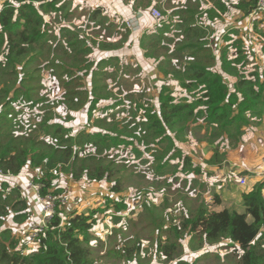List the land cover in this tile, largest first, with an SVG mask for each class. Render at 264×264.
Listing matches in <instances>:
<instances>
[{"label":"trees","instance_id":"trees-1","mask_svg":"<svg viewBox=\"0 0 264 264\" xmlns=\"http://www.w3.org/2000/svg\"><path fill=\"white\" fill-rule=\"evenodd\" d=\"M190 1L186 0L183 9L176 11L179 13V32L174 38L165 37V28L162 29L163 35L157 36L156 27L153 36L144 34L141 38L146 56H151V48L162 44L164 53L153 58L154 63L168 76V80L185 90V95L175 98L169 86L162 85L156 97V107L151 105L147 93L139 94L138 98L126 95L129 99L125 100L126 104H130V108L126 109L130 120L123 119V128L117 127L116 122L115 127L111 126L107 113L103 119H96L92 124V128L96 130L86 133L81 130L74 135L71 128L56 121L53 112L55 104L59 106L62 103L66 109L73 110L88 104L87 113L91 115L101 100L111 99L107 84L101 82L109 71L106 66L121 73V69L129 64L120 63L118 58H108L99 61L91 69L93 62L88 55L92 48L86 46L89 40L86 42L81 39V34L71 36L68 39L70 52L64 51V55L50 61L57 76H62L63 79V90L59 94L64 97L63 102L62 99L50 100L44 94L33 99L32 92L44 89L41 85L29 84L42 79L40 70L44 65L32 66L44 54L47 46L42 33V16L48 10H63L65 2L3 0L0 8V48L4 45L5 53L0 61V173L17 175L24 166L29 165L32 170H38V175L32 181L41 185L40 196L47 193L61 195L63 190L56 187L54 182L60 174L70 175L74 179L85 177L90 181L107 179L104 181L112 183L113 178H109V172H105L101 165L100 153L107 155L112 149H119L124 145L129 147L137 141L146 149L150 146L154 152L151 160L153 176H161L172 163H176L174 165L179 168V174L186 173L185 179L188 176H199L202 170V174L208 176L209 172L203 167H195L192 158L180 146L184 139H190L194 128L203 129L206 135L204 138L213 144V152L205 163L221 168L227 157V150L238 145L250 120L264 117V72L251 74V78H247L236 66L241 61V56L237 59L236 56L229 58L228 54L222 53L215 59L205 30L196 21V8H186ZM256 3L257 0L244 2L246 16L253 12ZM93 12L99 15L100 9ZM162 15L165 13L162 12ZM105 20L106 17L103 16L102 21L97 23L104 26ZM128 35V31L124 30L121 41H125ZM149 36L151 42L148 46L144 45ZM92 43L94 47L101 49L116 48L104 41L98 43L93 40ZM169 43H173L172 49ZM205 50H210L208 56L202 54ZM51 52L48 50V54ZM239 53L240 50L236 55ZM213 61L217 63L215 68L212 66ZM86 74L90 76L89 85L81 81ZM27 103H31L30 108L38 105V112L31 119L34 126L23 124L26 112L22 106ZM120 103L121 100L115 98V101L103 106V111L117 107ZM139 110L142 113L137 120ZM110 114L115 117L114 110ZM134 126H138L136 131L132 129ZM210 136L221 140L216 144L215 140L208 138ZM225 142H228L229 147L224 146L221 150L220 143ZM176 159L180 162L174 161ZM260 184L241 193L243 211L225 207L217 210L203 207L188 209L181 222L162 228V233L156 230L160 257L169 261L175 259L174 255L181 251V239L190 235L189 240L195 239L199 245L230 240L242 250L239 264H264L259 254L262 256L264 253L263 243L256 242L264 227V188ZM120 189L117 181L111 186L112 191ZM198 194L202 195V191ZM109 200L108 203L116 211L112 221L118 223L121 217L118 214L124 210L125 204L123 200ZM214 200L215 203L219 201L217 197ZM97 211L95 208L88 214L69 211L67 216L62 217V210L57 208L38 230L34 239L37 243L34 251L23 253L26 245L24 242L27 243L28 240L21 239L15 228L8 225V221L13 225L23 224L30 219L31 210L20 187L0 181V264H92L91 229L99 221L95 216ZM260 238H264V234ZM144 255L143 241L133 238L131 244H124L122 249L115 248L110 257H124L127 262L141 263ZM177 264L186 263L181 260Z\"/></svg>","mask_w":264,"mask_h":264},{"label":"rangeland","instance_id":"rangeland-1","mask_svg":"<svg viewBox=\"0 0 264 264\" xmlns=\"http://www.w3.org/2000/svg\"><path fill=\"white\" fill-rule=\"evenodd\" d=\"M2 1L3 0H0V8ZM205 1L208 0H191L194 7L196 6V2H199L202 5ZM63 2L65 1L63 0ZM209 3L213 6L211 2ZM168 6L169 4L164 1L163 4H157L155 8L162 11ZM193 6L191 5V8H193ZM244 6L245 5H243V10ZM198 11H201L200 8ZM72 12H75V14L73 15ZM76 12L78 11H72L69 9L68 15H65V11L59 14L45 13V15L47 14L49 16V19L47 24L45 22L43 24L44 30L47 31L48 34L55 35V39L50 40L49 43H47L44 54L37 58L32 65L34 67L42 64L44 67L40 70L42 79L30 82L29 84L31 86L41 85L42 88L44 87L45 89L32 92L33 99L44 94L45 97L50 100L62 99L63 102L64 97L59 96L60 92L63 90L61 88L63 79L62 76H57L54 71V66L51 65L50 61L55 57L64 55V51L70 52L71 45L68 41L69 37H75L77 34H81V39L86 42L89 40V44L87 42L86 46L92 48L94 47L92 43L93 40L104 39V36L107 35L121 36V33H124V30H127L131 36V32H135L139 28L137 20L139 14H136V16L126 21L128 28L125 27L123 23L111 28H105L102 25V28L97 22L102 21L103 15L88 11L85 17H83L82 15L78 16V13ZM216 12L219 13L218 10H216ZM199 16H202V14ZM59 20H61L64 27L61 28L59 34H57L58 27L61 24L59 23ZM83 20L84 23H82ZM90 22L92 23L90 24ZM54 29L56 34L52 33ZM66 30H69V32ZM233 31L235 30H229V33L232 34L233 37H229L222 44H220V39L215 43L214 40L210 38L209 34L208 43L211 54H214V58H219L222 53H226L231 57L236 56V59L238 56H241L242 59L240 62L236 63V66L247 78H251V74L264 72V11L262 14L259 13V17L255 20V23H253V27L250 31H238V33ZM176 32L175 23H172L169 31L166 32L165 35L169 38H174ZM150 42L151 36H149L143 44L148 46ZM169 44L172 45L173 43ZM161 45L151 48V56H146V59L150 58L152 62L153 58H156L159 54H163L164 49H162ZM238 45L240 47H238ZM4 47L5 46L3 45L0 48V61L3 60V55L5 53ZM48 50H51L52 52L48 54ZM210 50L202 51V54L208 56ZM239 50V55H236ZM91 51V54H89L90 57L89 55L88 57L89 59H92L93 66L91 69H93L97 64V60L101 58V55L97 54V49ZM147 52L150 53L149 50H147ZM82 55L84 56V54ZM46 63H49V65H45ZM127 64H129V66L122 68L121 73L119 70L116 71V69L109 70L107 71L106 76H104V79L103 77L101 79V82L103 83L104 81L110 90H108L111 96L110 102L115 101V98L121 100V103L117 107H112L104 111L102 108H96L92 111L91 115L87 114L85 117L84 110L87 104L75 109V111H73L75 115L72 116V112H69L71 109H66L62 103L57 106L58 104L56 103V112L53 110L56 115V121L62 122L63 125L69 128L73 127L74 130H83L86 133L91 131V126L96 119H103V116L108 113L107 117L109 118L108 121L111 123V126L115 127L116 122L117 127L123 128V119L126 118L130 120L128 111H126V109L130 108V104L127 105L125 101L129 99L125 96L130 95L138 98V95L143 92L144 94H148L149 99H151V105L156 107L158 104L156 99L158 92L161 90L162 85L168 84V81L171 80H168V76L164 75L163 72L159 70L158 65H155L153 70H145L141 73V69H137V65L134 62L130 61ZM216 65V61L215 63L213 61L212 66L215 68ZM35 75L36 73L33 76ZM65 76L67 77V75ZM67 80H69L68 77ZM81 81L86 85H89V74H86ZM232 81L234 82L235 80ZM229 84L231 85L232 82H229ZM167 86H170L169 88L171 89L177 85L170 84ZM172 91V96H177L179 93L175 88L171 89V92ZM143 102L144 101H142V103ZM30 104L31 103H27V105L24 104V106H22L23 110L26 112L23 119V124L26 126H34L31 119L38 112V105L34 108H30ZM132 106L134 107L135 104L133 103ZM112 110L115 111L114 118L110 114ZM141 113L142 110H139L138 115L136 116L137 120H139V114ZM82 118L83 121H79ZM86 118L87 122L85 123ZM76 121L79 122L77 123ZM261 121V119L250 120V124L244 128L245 131L236 146L237 150L230 152L229 154L231 158H236L238 168L251 165L249 159L256 158V162L252 166L244 168V176L241 172L238 173L237 167L235 168L233 166L230 170H222L224 172L223 175L212 174L210 179L209 175L206 176L202 174L204 172L202 169V173L199 177L188 176V178L185 179L186 173L181 172V174H179V168L174 165L176 163H172L173 165L169 167L167 171L162 173L161 176H153L154 168L151 162L154 153L153 150L150 149V146H148L149 149H146L135 141L129 147L124 145L119 149H112L107 155H103V152L100 153L101 165H103L105 172H109V178H113L112 183H106L104 180L107 179H103V181L99 182H90L91 188L89 189L87 188L86 182H82L80 192L77 191L78 187H75L71 190L69 197L67 192L63 194L60 193L61 195L59 196L62 198V201L56 204L62 205L57 206L55 204L54 211L57 208H60L62 210V215L64 214L67 216L66 213L69 211L71 212V210H78L82 213H89L91 210L90 208L98 210L95 212V216L98 218L99 222H97L91 230L93 234L92 239L90 240L92 264H177L181 260L186 264H239L242 250L230 240L224 239L212 244L204 243L203 245H199L196 243L195 239L190 241L189 239L191 236L189 235L186 239H181V251L174 255L175 259L169 261L166 258L160 257L156 237L158 233H162V228L170 227L178 221L181 222L183 214L188 209L203 207L217 210L225 207L229 210L240 212L244 210L241 193L246 190L249 191L255 184L258 185L261 183L260 185L264 188V121H262V123ZM97 127L100 129L98 125ZM73 128H71L72 134L76 135L78 131L74 132ZM137 128L138 126H134L132 129L133 131H136ZM195 131H197V133H194L195 137L192 138L191 141L186 140L185 145L180 144V146L182 151L192 158L195 167H203L206 168L207 171H210L205 163L209 158L205 157L207 153L211 151L212 146L208 144L204 145L203 143L196 141V138L201 141L206 135L205 131L203 133H201V130ZM40 133L42 132L40 131ZM208 138L215 140L214 142L216 144L221 140L220 138H215L213 136ZM224 146L229 147L228 142L220 143L221 150H223ZM89 148L92 150L94 149L92 147ZM247 151L251 152L249 158L246 153ZM174 161L180 162L179 159ZM231 162L234 161L231 159ZM165 173L168 174L164 175ZM37 175L38 170L34 169L32 176L29 178L31 180V185L34 176ZM241 178L246 179L245 184L242 186L240 185ZM72 179L73 177L69 175H62V182L60 183L61 187L66 188L67 191H69V186L72 185ZM116 181L121 189L119 191H112L111 186ZM253 181L254 184L250 185ZM190 186L193 187L190 188ZM201 191L202 195H199L198 193H201ZM84 193L87 194L88 197L83 198L82 195ZM215 197L219 200L216 203L214 202ZM219 197L221 198L219 199ZM109 198L112 200H123V203L125 204L126 209L124 208L122 211L119 210L121 213L118 215L121 217L118 223L112 221L114 217L113 215L116 214V211L113 209L112 204L108 203L110 202ZM70 201H72L71 209H69ZM146 205L149 207L145 208ZM33 223L34 221L32 224ZM156 230H159L158 233ZM261 234H264V227L256 238V242L263 243L264 248V238H260ZM22 237L25 238L24 236ZM133 238L143 241L145 255L141 263L138 261L127 262L124 257H110V254L115 248L122 249L124 244H131ZM18 240L24 241L21 239ZM141 251H143L142 248ZM259 254L264 261V253H262V256L261 253Z\"/></svg>","mask_w":264,"mask_h":264},{"label":"crops","instance_id":"crops-1","mask_svg":"<svg viewBox=\"0 0 264 264\" xmlns=\"http://www.w3.org/2000/svg\"><path fill=\"white\" fill-rule=\"evenodd\" d=\"M47 1H50V0H47ZM64 1H65V7L63 8V10L58 11V12L55 10L53 11L48 10L47 13L48 14L49 13L59 14L65 11V15H68V10L71 9L72 11H78L76 12L78 13V16L82 15L83 17H85L88 11L100 9L99 14L106 17L105 24L103 26L105 28L116 27L120 23H123V25L128 28L126 21L136 16V14H139V16L137 17V20L139 23L138 30H136L135 32H131V36L129 35V37H127L125 41L123 42L121 41L120 35H107V36H104L105 37L104 39L96 40V42L98 43L101 41L110 43L116 48L101 49L99 47H92V50L97 49L98 50L97 54L101 55V58L97 60V63L99 61H102L103 59L118 58L121 61L120 63H123V64H127L130 61L134 62L137 65V67H140L141 73H143L145 70H153L155 68V65H157L156 63H154V59H152V62L150 58L146 59L145 50L141 46L142 36L144 34H147V35L149 34L153 36L155 27H156L157 36L163 35V32H162L163 28H165L164 30V35H165V33L169 31L172 23H175L176 30L177 32H179L178 25H177L179 21V13L176 11L182 10L186 2V0H164L165 2L169 4V6L165 8V10L160 11L161 14L162 12H164L165 15L164 16L162 15L161 20L156 22V20L151 16L150 11L153 7L155 8L157 4H161V3L163 4L164 2L163 0H64ZM208 1L211 2L213 6ZM208 1L203 2L202 5L198 2V6L197 7L193 6V8H197V11L200 8L201 11H198L195 15L196 21L205 30L207 39H209V34H210V38L214 40L215 43L220 39V44H222L229 37H233V35L229 33V30H235L233 32H237V33L238 31L239 32L250 31L251 28L253 27V23H255V20L259 17V14L249 13V15L247 16L246 14H244V10L242 6L245 5L244 2L247 3L249 2V0H208ZM191 5H192V2L190 1L186 5V8H191ZM216 10H218L219 13H217ZM72 14L74 15L75 12H72ZM200 14H202V16H199ZM42 17H43V20L41 23L42 33H44V38L46 39V43H49L50 40L55 39V35L48 34V32L44 30L43 24L44 22L46 24L48 23L49 16L47 14L46 15L44 14ZM55 19H52V20H55ZM162 22L166 24L162 26L163 24ZM59 23H61V20H59ZM82 23H84V20L82 21ZM91 23L92 22H90V24ZM75 25H79V24H75ZM63 27L64 25H62L61 23L60 26L58 27L57 34H59L60 29ZM55 29L52 32L53 34H56ZM165 37H168V36L165 35ZM239 37H242V36H239ZM94 38H97V37H94ZM172 46L173 44L170 45V49H172ZM229 58H232V57L229 56ZM90 60L92 61V59ZM106 68H108V70H112V69L115 70V68H112V67H106ZM116 71L118 70L116 69ZM170 84L176 85L174 84V81H168V84L166 85H170ZM173 88H175V90L179 92L177 96H174L175 98L181 97L182 95H185L186 93L185 90L183 88H180L179 86L172 87L171 89ZM171 94H173V91L171 92ZM104 102L110 103L109 100H104V101L101 100L97 104V108L103 109V106L107 104ZM87 106L88 104L86 105L85 110H84L85 117L88 114ZM73 111L75 110L73 109L69 110V112H72L71 113L72 116L75 115ZM261 120L264 121V117ZM79 121H83V118L80 119ZM79 121H76V122L78 123ZM86 122H87V118H86L85 123ZM91 127H94V126H91ZM91 130L94 131L96 129L91 128ZM195 130H200V129L194 128V132L192 129L191 130L192 136L190 137L188 141H191L192 138L195 137L194 133H197V131ZM76 131H78V129L74 130V132ZM203 132H204L203 129H201V133ZM196 141H199L200 143H203L204 145L208 144L212 146L211 151L207 153L205 158L210 157L213 152V144L208 143L204 137L201 139V141L200 139L196 138ZM185 142H186V139H184V142H180V144L185 145ZM235 150H237L236 147L227 150V157L225 158V161L223 165L221 166V168L214 166V165L209 167V165H207V167L210 169V171H207V173L209 172L210 176L212 174L223 175L224 172L222 170H230V168L233 166L236 168L237 167L236 158H231L229 156L230 152H233ZM246 153L249 158L251 155V152L247 151ZM231 159L234 162H231ZM249 160L251 162V165L242 166L241 168L237 167L238 173L241 172L243 176L245 174L244 168L250 167L256 162V158L249 159ZM204 169L206 170V168ZM32 174H33V170L31 169L29 165L24 166L22 171L17 175H3L0 173V181H7L8 183L10 182L12 185L18 186L22 189L23 195L26 197L28 204H29V208L31 210L30 219L24 222L23 224L13 225L10 220L8 221V225L9 226L11 225L15 229L22 228V227H28L30 226V224H32L33 221L34 223L32 225H34L35 223L40 222V220L42 219V210H41L40 200L38 199L37 192H36V189L34 188V185H31V182H30L31 180L29 179L32 176ZM62 175H66V174H60L59 176L57 175L58 178L54 182H55L56 187L61 188L63 190L61 194L67 192L68 197H69V194H71V190L75 187H78L77 191L80 192V186L82 182H86L87 188L89 189L91 188L90 182H99L96 180L90 181L86 178H80V179L73 178L72 185L69 186V191H67L66 188H62L60 185V183L62 182ZM210 176H209V179L211 178ZM100 181H103V180H100ZM32 184H35V183L32 182ZM253 184H254V181L250 183V185H253ZM82 197L86 198L88 196L87 194L84 193ZM220 198L221 197H219V199ZM70 202L71 203L69 204L70 205L69 209L72 208V201ZM90 209H93V208H90ZM76 211L80 213V211L78 210ZM67 214L68 213H66V215ZM84 214H88V212ZM62 217H65V215L63 214ZM95 224L93 225L92 229L94 228ZM91 235H93L92 231H91ZM18 236L21 239L23 238L19 234ZM24 243L26 245L23 249V253H31L37 247V243L34 241H27V243L26 242Z\"/></svg>","mask_w":264,"mask_h":264},{"label":"built area","instance_id":"built-area-1","mask_svg":"<svg viewBox=\"0 0 264 264\" xmlns=\"http://www.w3.org/2000/svg\"><path fill=\"white\" fill-rule=\"evenodd\" d=\"M264 11V0H257L256 7L253 9L252 13L259 14L260 12ZM151 16L159 21L162 18V14L159 9L152 8L150 11ZM246 182L245 178H241L240 185H244ZM36 189L38 199L41 201V210H42V219L40 222L35 223L34 225H30L28 227H22L19 229H15L16 233L20 236H24L27 240L34 241L35 237L37 236L38 230L44 226V224L52 217L54 212V205L62 201V198L59 195H54L51 193H47L45 196L39 195V189L41 188L40 185L32 184ZM22 234V235H21Z\"/></svg>","mask_w":264,"mask_h":264}]
</instances>
